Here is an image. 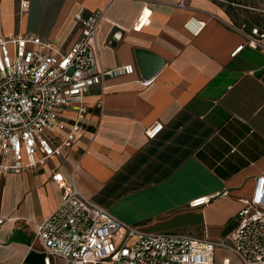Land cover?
<instances>
[{"label":"crops","instance_id":"1","mask_svg":"<svg viewBox=\"0 0 264 264\" xmlns=\"http://www.w3.org/2000/svg\"><path fill=\"white\" fill-rule=\"evenodd\" d=\"M22 1L0 0V36L37 34L67 50L81 33L76 15L105 11L100 66L135 71L106 80L101 107L92 88L84 129L49 165L0 173V264H45L34 225L61 203L52 166L142 232L229 234L264 173V51L247 45L249 30L218 0H28L25 12ZM192 17L206 22L198 34L186 28ZM138 49L161 60L155 74L143 76ZM155 123L163 129L149 138ZM216 256L243 264L227 249Z\"/></svg>","mask_w":264,"mask_h":264},{"label":"built area","instance_id":"2","mask_svg":"<svg viewBox=\"0 0 264 264\" xmlns=\"http://www.w3.org/2000/svg\"><path fill=\"white\" fill-rule=\"evenodd\" d=\"M29 6L23 0L21 11ZM104 18L105 11L88 16L79 12L76 23L81 33L67 50L37 34L0 36V173L39 172L49 165L84 129L89 113L86 96L92 88L101 87V107L106 80L134 73L130 63L112 69L100 66L98 29ZM205 24L192 17L185 25L198 34ZM246 38L247 45L264 51L259 28L249 30ZM141 82L149 85L153 78ZM162 129L155 123L146 135L154 138ZM51 171L62 190L61 203L34 225L45 264H51V258L67 264H231L229 257L217 259L218 249L232 251L243 264H264V173L243 200L235 228L223 238L210 239L191 231L142 232L85 195L56 166ZM206 200L194 199L191 206ZM4 221L0 217V225Z\"/></svg>","mask_w":264,"mask_h":264},{"label":"rangeland","instance_id":"3","mask_svg":"<svg viewBox=\"0 0 264 264\" xmlns=\"http://www.w3.org/2000/svg\"><path fill=\"white\" fill-rule=\"evenodd\" d=\"M224 3L236 23L249 30L252 26L264 31V0H218ZM228 5H230L228 7Z\"/></svg>","mask_w":264,"mask_h":264},{"label":"water","instance_id":"4","mask_svg":"<svg viewBox=\"0 0 264 264\" xmlns=\"http://www.w3.org/2000/svg\"><path fill=\"white\" fill-rule=\"evenodd\" d=\"M137 56L144 77H149L155 74L162 66L161 60L147 50L138 49Z\"/></svg>","mask_w":264,"mask_h":264},{"label":"trees","instance_id":"5","mask_svg":"<svg viewBox=\"0 0 264 264\" xmlns=\"http://www.w3.org/2000/svg\"><path fill=\"white\" fill-rule=\"evenodd\" d=\"M230 5H228V7H229ZM227 10H228V8H227ZM228 12H229V10H228ZM240 25H243V24H240ZM255 26H252L251 28H249V30H251L252 28H254ZM258 28V27H257ZM260 29V31L261 32H263L264 33V31L261 29V28H259Z\"/></svg>","mask_w":264,"mask_h":264}]
</instances>
